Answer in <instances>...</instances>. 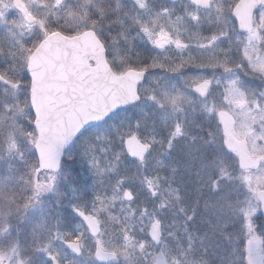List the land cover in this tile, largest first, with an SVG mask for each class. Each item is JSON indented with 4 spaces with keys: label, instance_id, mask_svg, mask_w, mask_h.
<instances>
[{
    "label": "rangeland",
    "instance_id": "obj_1",
    "mask_svg": "<svg viewBox=\"0 0 264 264\" xmlns=\"http://www.w3.org/2000/svg\"><path fill=\"white\" fill-rule=\"evenodd\" d=\"M13 1L3 0V3H0V44L5 36L4 43L0 46L4 53L0 56V70H7V66L13 63L10 55L13 52V42L17 49L16 63L22 64L24 62L22 58L27 54L20 51L21 42L25 47L37 48L45 38L37 20L45 21V27L49 33L55 29L59 30V27L66 29L65 31L73 32L74 34L71 35L93 29L99 37H110L113 41H110L111 60L109 62L115 69L114 71L119 73L130 68L137 61L139 62L137 55L128 56L126 54L130 38H134L130 45V47L134 45L131 47L133 50H137L136 45L143 48L145 43L154 49L156 56H148L151 64L162 63L170 68L180 63L182 58H188L189 54L198 58L202 55L207 56L208 53H202L195 46L197 40L195 34L199 32L202 35H208L216 27L214 24L210 25L205 19L202 26L198 28L186 14L184 20L173 21L175 26L169 23L158 25V8L155 5L157 0H145L146 8L144 9L140 8L137 0H92V2L89 0H68V3L78 12V15L74 17H69L66 12L52 8L53 0H23L29 8V13L36 19L29 24L25 20V16H15L18 11L15 9ZM186 1L188 2V0ZM92 8L95 9V11H91L96 14L95 19L88 14ZM186 8L187 6H185ZM98 15L100 16L98 17ZM201 15L206 16L207 13L202 12ZM13 19L23 29L22 37L21 35L14 37L11 34L7 36L8 25ZM93 20L97 22L95 27L92 25ZM142 26L151 30L153 38H158L161 32H167L173 39L179 37L191 46L184 51L177 49L175 44H168L163 49L158 48L149 40ZM1 33L5 34L2 36ZM220 47L227 50L229 44L224 41ZM217 55L223 58L225 53L217 51ZM227 55L233 61L236 59L234 50L228 52ZM188 72L195 73V69L189 68L182 74L173 73L175 76L171 73L169 75L168 72H159L153 75L150 80L148 77L145 84L139 89L141 102L133 106L132 109H134L129 114L133 116H125L122 119L121 115H115L117 117L109 120V123L93 128L80 139L69 150L71 157H66V153L65 161L58 172L60 176L56 186L61 190L59 194L61 201L41 206L44 197L52 201L54 195V188H52L51 191L44 192L43 197L41 194L37 198L40 203L33 201L34 207L26 214L22 209L19 212L15 210L13 200L15 199V202L19 203L16 194L22 195L21 191L29 188L28 181L24 176L30 174L31 169L24 161L35 163L36 152L20 132L7 127L12 124L11 120H4L0 124V177L7 175L14 177L11 187H0V251H10L18 241L19 255L14 256L13 264H43L44 257L35 249L49 242L50 233L43 228L34 231V222L43 215L47 219L48 228H53L57 221L61 227L75 225V218L68 212L71 206L72 211L75 206H78L98 215L103 226L101 238L109 248H122L126 244L123 239L126 230H121V228L129 226L130 229L126 232L133 238L134 246L127 248L128 259L120 256L116 264H151L159 251L166 255L169 264H173L174 258L182 262L187 260L190 264H233L243 253V246L250 239L245 227L247 222L245 212L252 209L257 210V214L252 217L254 234L258 238L264 236V227L260 229L256 224L257 220L261 218V205L240 180L229 181L226 179L222 181L219 192L213 191V189L207 190V185H211L210 169L202 167L205 159L201 152L196 151L203 145V141L201 137H196L195 141L191 139L194 135L188 131L189 124L184 112L173 115L171 105L166 104L161 108L148 99L150 95H155L163 102L165 92L171 95L179 92L195 96L188 88L185 78H182ZM204 74L215 76L221 81L224 79L220 72L214 74L211 70H206ZM8 75L15 77L17 74L9 71ZM240 78L245 82L246 88L257 91L264 90V81L261 79L245 75L243 72H240ZM29 87V79H23V88L18 93V103L20 107L25 108V112L18 114L16 121L22 129L33 131L38 135L33 123L30 122L34 120V115L31 110ZM219 91L220 89L217 88L215 95L217 103L220 99ZM6 99H10V96L5 93L4 86L0 85V101ZM2 115L3 109L0 107V117ZM8 115L11 116L12 113H8ZM206 118L210 121L213 120L209 116ZM236 119L237 127L244 123L242 116ZM137 120L140 121L139 129L134 128ZM177 120L185 125L188 135L177 139L173 147L169 149L170 133ZM129 128L140 131L139 137L143 139L141 140L153 145L150 159L141 162L140 167L125 157L124 143L118 137V133L127 132ZM13 131H15L20 150L23 152V159L18 153H12L9 156L7 152V136L9 132ZM235 136L241 139L238 135ZM151 141H156L155 146ZM217 152L220 153L219 149H212L208 153L207 159L213 160V156ZM86 153L87 155H85ZM118 153L119 158H117ZM170 154L175 161L166 163V169L162 170L161 162H165L162 161V158L170 157ZM93 157L99 163L98 168H93L89 163ZM202 157L203 159H200ZM227 161L230 160L225 158L223 161L225 165ZM9 164L12 165L11 171L8 169ZM149 174H155V176L146 177ZM238 174L239 172L230 175L235 177ZM204 177H206L205 180ZM149 180L152 182V189L156 192L155 196L149 189ZM121 181H123L122 184ZM42 183L47 184L46 182ZM50 183L54 184L53 181ZM130 185H133L135 191L139 193L137 195L131 190L135 196V199L131 201L123 198L124 192L120 194L117 192V187L120 191L121 189L128 190ZM105 186L111 190L112 195L119 194L120 205L116 206L112 203L111 206L105 208L101 206V210H94L93 202L98 201L97 197H100V191ZM227 192H231V195H225ZM206 195L211 196L213 200H208ZM190 196H192L194 205H191ZM203 197L204 200L206 199V203L201 207ZM121 202H124L126 206L124 207ZM90 208L91 210H89ZM156 221L163 225L162 245L153 243L149 236V228L156 224ZM8 224L13 225L11 235L5 231ZM45 239L48 240L41 242ZM84 243L88 249L95 248L92 236L87 237ZM139 243H146L144 252L140 251ZM189 246L192 248L191 252H188ZM185 253H187L186 256ZM90 262L88 261L87 264Z\"/></svg>",
    "mask_w": 264,
    "mask_h": 264
},
{
    "label": "snow or ice",
    "instance_id": "obj_2",
    "mask_svg": "<svg viewBox=\"0 0 264 264\" xmlns=\"http://www.w3.org/2000/svg\"><path fill=\"white\" fill-rule=\"evenodd\" d=\"M241 2L242 0H189L190 7L186 8L185 14L193 24L199 28L206 19L210 25H216L215 29L208 35H202L199 32L195 34L197 37L195 46L202 53L206 52L208 55H202L198 58L189 54L188 58H182L180 63L170 68L162 63H153L139 70L128 68L123 73H117L115 71L108 72V78L114 82L133 77L131 95L119 105H113L111 110L107 111L103 116L87 120L83 124H78L75 127L66 128L57 146L54 160L49 158L46 146L43 143V115L39 104L36 102L43 74L36 64V59L47 40L51 36L60 35V33L57 31L49 33L45 27V21L37 20V23L45 34V41L38 48L25 47L21 42L20 51L27 54L22 58L24 62L17 64V54L16 52H12L10 55L13 63L7 66V70H0V85L4 86L5 93L10 96V99L0 101V107L3 109L0 124L4 120H11L12 124L7 127L20 132L35 149L37 156L35 163H29L27 160L24 161L31 169V178L28 182L33 185V195L24 198L23 203H16L14 199L15 210L19 212L22 209L26 214L27 211L34 207L33 201L40 203L37 198L42 193L51 191L53 183H41L39 179L40 173L49 169L54 172L60 171L63 164L64 152L67 147L84 135V133L88 132L93 125L107 123L112 115L119 111L120 107H128L129 104L140 101L141 96L138 83L142 81V78L148 72L149 68L166 69L169 72L177 74L185 73L189 68L199 70L185 77L186 84L190 91L201 99L200 110L207 113L209 118L215 120L217 131L219 132L218 149L222 150L228 159L234 161L239 170V174L233 177L224 168H216L214 160L207 159L208 147L210 144H216V132L210 128L208 135L213 137V140L205 141L196 151L201 152L205 159L202 167L210 169L209 180L212 189L213 191L219 192L221 191L222 181L226 179L229 181L238 179L244 184L248 192L252 193L261 204H264V90L257 91L256 89L246 88L245 82L240 78V72H243L245 75H251L264 81V0H249L251 12L247 23H242L239 20L238 9ZM0 3H3V0H0ZM137 3L141 9L146 8L145 0H137ZM52 8L66 12L69 17L78 15V12L68 3V0H53ZM168 11L165 9L164 14H168ZM202 12H206L207 15L202 16ZM178 19L182 18L178 17ZM96 23L95 20L92 21L93 27H95ZM142 29L147 34L149 40L158 48L163 49L168 44H175L177 49L184 51L191 46L179 39V37L173 39L170 33L161 32L158 38H153V33L148 27L142 26ZM7 30L10 34L14 35L11 27ZM224 41H227L229 44L227 50L220 47ZM233 50L236 53V59L234 61L227 55L228 52H232ZM217 51L225 53L224 57L221 58L218 56ZM2 55L4 53L0 49V56ZM108 67L110 68V66ZM206 70H211L214 74L216 72L222 73L224 76L223 81L215 78V76L205 75L204 71ZM9 71L17 75L11 77L8 75ZM98 71V67L91 69L92 74H96ZM25 74L29 78L31 110L36 116V119L30 122L33 123L39 135L33 131L22 129L16 121V116L25 112V108L20 107L18 103V93L23 88V76ZM94 79L95 76L93 77ZM92 86V81L72 77L66 85L68 89V107L74 108L86 102L88 90ZM217 88L220 89L219 103L215 100ZM9 89L11 90L10 92ZM148 99L155 102L161 108L165 107L166 104L171 105L173 115L184 112L185 106L195 103L192 95L179 92L175 95L165 92L163 102L155 95H150ZM193 110L195 111V109ZM8 113H12V115L9 116ZM239 116L244 118V123L237 127L236 118ZM139 127L140 121L137 120L134 128L139 129ZM15 131L8 133L6 141L7 152L9 156L12 153H18L23 159V152L20 150L16 141ZM187 135L185 125L177 120L174 124L173 131L170 133L168 141L169 149L173 147L177 139ZM234 135H238L241 138L244 145L243 151L233 146ZM118 137L122 143H126L130 139H136L138 142L143 143L139 140L138 131H134L133 128H129L127 132L118 133ZM191 139L195 141L196 137L192 136ZM151 146V144H143L142 150L133 155L143 163L145 155ZM117 158H119V153L117 154ZM89 163L93 168L99 167V163L95 157ZM8 169L11 171V164L8 165ZM49 179L54 182L56 177L53 175ZM13 180L14 177L11 175L0 177V187H11ZM120 183L122 184L123 181ZM148 186L152 191V195L155 196L156 192L152 189V182L150 180L148 181ZM225 195H231V192H227ZM123 198L131 201L135 199V196L131 190H125ZM99 199L100 197H97V200ZM73 210L87 223V233L84 231H76L75 233L61 232L59 221L55 223L53 228H48L47 219L43 215L34 222V231L43 228L50 233L49 242L35 249L37 253L44 257L43 264H62V259H65L68 255H71L74 259L68 261L67 264H79V260L76 258L85 256V254H87V259H94L98 264H108V261L118 262L120 256H124L126 260L128 259L127 248L133 247L134 244L133 238L126 231L123 236L126 244L122 248H109L101 238V221L79 208L74 207ZM256 214V209L245 212L247 217L245 227L247 228L250 239L243 246V253L233 264H264V241H261L254 234L255 228L252 222V217ZM189 219H192V217H189ZM155 227L158 230L159 221H156ZM12 228L13 225L8 224L5 231L11 235ZM87 235L94 238V249L86 248L84 241ZM153 239H159L158 231L153 234ZM56 242L59 243V248L55 246ZM253 242H256L255 247H253ZM138 246L141 252L145 251L146 243H139ZM17 248L18 241L16 246L12 247L10 251H0V264H12L13 255H19ZM191 251L192 248L189 246L188 252ZM186 255L187 253H185ZM173 264H190V262L187 260L182 262L174 258Z\"/></svg>",
    "mask_w": 264,
    "mask_h": 264
},
{
    "label": "water",
    "instance_id": "obj_3",
    "mask_svg": "<svg viewBox=\"0 0 264 264\" xmlns=\"http://www.w3.org/2000/svg\"><path fill=\"white\" fill-rule=\"evenodd\" d=\"M169 1L175 2L178 0ZM16 5H20L22 11H27L25 4L21 1H17ZM250 12L249 0H242L238 9L239 20L242 23H247L250 18ZM27 20L32 22L34 18L29 16ZM57 32L60 35L51 36L36 59V64L43 74L36 102L39 104L43 115V143L46 146L49 158L52 160L55 159L57 146L66 128L75 127L87 120L101 117L111 110L113 105H119L131 95V84L134 80L133 77H128L114 82L108 78L107 73L113 70L107 60L105 44L99 39L95 31L88 30L76 36H68L60 31ZM44 41L45 39L42 42ZM91 57L96 58V64H91ZM94 67L99 68L96 74L91 73V69ZM147 74L138 83V87L145 81ZM94 76L95 79L93 80ZM72 77L92 81L93 86L88 90L86 102L74 108H69L67 105L68 89L66 85ZM134 104H129L128 107H120L119 110L129 108ZM143 144L146 143L138 142L136 139L128 140L125 143L127 154L139 160L133 154L139 153ZM233 146L240 151L244 150L242 140L237 139L235 135L233 137ZM149 151L145 158L148 156ZM261 210L264 215V204H261ZM159 230L160 226L158 230L154 226L150 232L153 238V234L158 231L159 239H153L157 243L161 239ZM261 241L263 240L261 239ZM255 246L256 242H253V247ZM154 264H168L165 255L159 253Z\"/></svg>",
    "mask_w": 264,
    "mask_h": 264
},
{
    "label": "trees",
    "instance_id": "obj_4",
    "mask_svg": "<svg viewBox=\"0 0 264 264\" xmlns=\"http://www.w3.org/2000/svg\"><path fill=\"white\" fill-rule=\"evenodd\" d=\"M89 1L92 2V0H89ZM155 5L158 8V21H157L158 25L159 24L162 25L163 23H169L170 25H173V26H175V23H173V21L184 20V18L186 17V15H185V13H186L185 6L190 7L189 2H187L186 0H182L180 3H177V4L169 3L166 0H157ZM165 9L169 10L168 14H166V15L164 14V10ZM91 11L93 12V11H95V9L92 8L88 12V14L91 15L93 19H95L96 18V14L91 13ZM99 16L100 15H98V17ZM178 17H181L182 19H178ZM59 28H60L59 29L60 31H62L64 33H67L69 35L74 34L73 32L65 31L66 29H63L62 27H59ZM133 39L134 38H130L129 39L130 42H128V44H127L128 50L126 51V54L128 56L137 55L139 62L137 61V63L134 64V65H131V67L132 68L141 69V68H143L145 66L151 65L150 60L148 59V56H152V55L156 56L154 49L150 48V46L145 43V46L143 48L136 45L137 50L136 49L133 50L131 47H134V45L130 47V45L132 44V40ZM148 71H149V76H148L149 80L152 78L153 75H155L156 73H159V72H161V73L168 72L169 75H170V73L172 75H174L172 72H169L166 69H161V68H155V69L149 68ZM197 71H199V70L195 69V72H197ZM188 74H191V73L188 72L187 75ZM186 76H184L182 78H185ZM194 97H195V103L193 105L185 106V110H184L185 118L187 120V123L189 124L188 131L191 132V135H194L195 137H201V139L203 141V144H204L205 141H212L213 140V137H210L208 135V131H209L210 128H211L212 131L216 132V136H215L216 144H210V146L208 147V153H210V151L212 149H218L217 144L219 143V132L217 131V126H216L215 120L214 119L212 121L207 120V118H206V117H208L207 113H204V112H202L200 110V108H201V99L197 98L196 96H194ZM133 109L130 108V109L122 110V111H120L117 114V116L121 115L122 119L125 118V116L126 117L133 116V115H129ZM193 109H195V111ZM117 116L113 117L112 119L116 118ZM107 123H109V121ZM107 123H105L104 125H106ZM138 133L140 134L141 132L139 131ZM151 142L155 146V142L156 141L155 142L151 141ZM70 152L71 151L67 152V156L66 157H68V158L71 157V153ZM219 152L220 153L217 152L213 156L214 157L213 160L215 161L216 168H224L231 175H233L235 173H238L239 170H238L235 162L229 159L230 161H227V163L225 165L223 161L225 160V158H228V157L224 155V152L222 150H219ZM154 156H155V154H154ZM200 156H202V155H200ZM200 159H203V157L200 158ZM162 161H165L163 163L161 162V166H162V170H163V169H166V163H168L170 161H175V159L173 158L172 154H170V157H168V156L163 157ZM132 162L135 165H139V167H140L141 162H137V161H132ZM178 168L180 169V166H178ZM150 176L154 177L155 174H149L146 177H150ZM205 179H206V177H204V180ZM236 183H237V185H239L238 182H236ZM195 187H197V186H195ZM206 188H207L208 191H210L212 189L211 185L210 186L207 185ZM128 190H132V191L135 192V194L139 195V193H137L135 191L133 185H130ZM124 191H125V189H121V193H123ZM101 193H102L101 204L104 207L111 206L112 203L114 205H116V206L119 205V203H120L119 195H117V194L112 195L111 190L107 186H105L101 190ZM197 194H198V192H197ZM190 197H191V205H194L192 196H190ZM206 197H207L208 200H213V198L211 196H209V195H206ZM135 201H137V200H135ZM205 203H206V199L204 200V197H203L200 206L202 207ZM121 204L124 207L126 206V204L124 202H121ZM134 215H137V214L134 213ZM256 224H257V226L260 229L262 227H264V218L262 217V215H261V218L257 220ZM263 235H264V233H263ZM262 237L264 239V236H262Z\"/></svg>",
    "mask_w": 264,
    "mask_h": 264
},
{
    "label": "flooded vegetation",
    "instance_id": "obj_5",
    "mask_svg": "<svg viewBox=\"0 0 264 264\" xmlns=\"http://www.w3.org/2000/svg\"><path fill=\"white\" fill-rule=\"evenodd\" d=\"M16 0H14L13 1V5L15 6V9L18 11V13H15V16H18V15H22V16H25V19H26V15L21 11V9H20V5H16ZM20 12V13H19ZM9 27H11L12 28V31L14 32V35H12V36H14V37H18V36H20L21 35V37H22V35H23V29H21L18 25H17V23H16V20L15 19H13L12 21H11V23L8 25ZM0 28H1V26H0ZM14 29H17V30H14ZM20 31V33H19V31ZM3 32V31H2ZM8 33V34H7ZM2 35L3 34H5V33H1ZM6 34H7V36L10 34L9 33V31L7 30V32H6ZM16 50V49H15ZM24 78V80H28L29 78H28V76L25 74L24 76H23ZM59 172V171H58ZM58 172H54V171H52L51 169H49V170H46V171H44V172H41V174H40V176H39V179H40V182L42 183V182H46V183H50L51 182V180L49 179V177L50 176H55L56 177V180L54 181V184H53V188H54V191L55 192H57L59 189H57V183H58V180H59V174H58ZM22 178H23V176H22ZM24 178L27 180V181H29L30 180V174H26L25 176H24ZM45 178H48L47 180L45 179ZM28 186H29V188L28 189H25V190H22L21 192H22V195L20 194V193H18V194H16V196L19 198V203H23V200H24V198H26V197H30V196H32L33 195V187H32V184L31 183H29L28 182ZM44 196V194L42 193V197ZM44 200H47V201H50V199L49 198H46V197H44ZM53 200H54V204L55 203H57V202H60L61 201V199L60 198H58L57 196H54V198H53ZM59 228H60V230H61V226H59ZM77 231V227L76 226H73L72 227V232L73 233H75ZM85 233H87V230L85 231ZM50 236V235H49ZM87 237H89L88 235H87ZM86 237V238H87ZM48 239H49V237H48ZM48 239H45V240H42L41 242H44V241H46V240H48ZM55 246L57 247V248H59V246L58 245H56L55 244ZM14 256L15 255H13V257H12V264L14 263ZM74 259V258H73Z\"/></svg>",
    "mask_w": 264,
    "mask_h": 264
}]
</instances>
